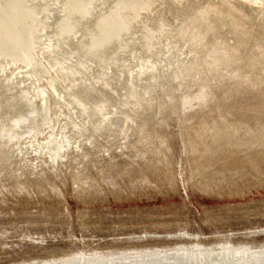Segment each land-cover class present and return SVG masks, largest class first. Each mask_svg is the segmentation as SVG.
I'll use <instances>...</instances> for the list:
<instances>
[{
  "label": "rangeland",
  "instance_id": "obj_1",
  "mask_svg": "<svg viewBox=\"0 0 264 264\" xmlns=\"http://www.w3.org/2000/svg\"><path fill=\"white\" fill-rule=\"evenodd\" d=\"M36 1L14 2L16 5L24 4L25 9L29 10V15H17L18 19L12 22L11 28L29 39L31 46L27 57L31 59L32 56V59L24 65L21 56L0 54V83L6 88L2 91L4 94H0V100L3 99L1 97L5 100L15 98V101L23 99L25 104L20 102L23 106L37 103L35 108L39 109L38 103L47 102L44 94L52 95L51 106L48 107L46 103L41 105L40 110H35L34 115L27 118L28 121L24 120L22 127L35 129L34 134L39 133L36 138L39 143L42 141L45 144L46 141L50 144L47 141L54 134L58 136V140L65 138V147L69 146L54 162L47 149L38 152L30 144L28 134L17 141L8 137V147L4 150L6 152H0V264H34L25 261L30 258L39 259L37 264H46L42 263L44 258L41 257L62 256V259H67L65 255L82 251L111 253L144 249L155 243L167 247L191 240L209 243L225 239L226 235L232 236L234 243L262 247L264 0H143L148 1V6L141 9L142 13L140 9L137 13L131 12L132 9L122 0H83L85 12L81 14L83 16L79 15L81 18L73 19L72 24L76 26L73 25V30L71 28L70 31L65 28L70 23L73 12L70 1ZM191 6L198 9L192 11ZM51 8L56 10L52 11ZM63 11L70 15L63 17ZM46 12L48 15L44 16ZM55 12L57 16L53 18ZM6 15L1 19L4 24L13 16L10 13ZM119 15H124L125 18V31L121 35L123 37H116L112 40L114 43L111 41L112 43L103 44L102 50L105 52L101 49L95 52L94 49L95 55L92 54V46L97 45L96 39L103 35V32L100 33L105 19L109 23L114 20V16ZM208 16L214 18V24L204 28L210 42L195 43L189 32L191 20L195 22L196 17L201 19ZM82 17L89 18V21ZM54 19H58L56 25ZM102 19L104 23H101ZM1 20L0 27L4 25ZM62 21L64 25L60 24ZM185 21L186 29L181 25ZM86 22L90 25L85 24ZM80 23L83 27H80ZM100 23L103 24L102 27ZM86 28L91 33L88 34ZM78 31L81 32L77 33ZM140 31L144 32L141 34ZM59 35L62 40L58 39ZM89 36H92V40ZM116 42L120 45L115 44ZM87 43L90 52L92 51V59ZM211 44L221 47L218 58L213 53L201 56ZM118 46H125L120 48L124 53H119ZM83 50L88 52L84 54ZM140 50H146L145 54ZM81 53L84 55L77 56ZM111 53L120 61L114 58V63L111 60L105 61V64V59L102 58L103 62L99 60L101 56L107 58ZM87 54L90 59H86ZM97 54L101 55L100 58ZM71 59L77 60L69 61ZM90 63L100 72L96 68L94 71L93 68L90 69ZM113 68L115 69L112 71ZM157 70L161 71V75ZM120 75H124L123 79ZM197 85L202 87L205 99L192 100L188 106H181L178 96L192 97L199 94V89L195 91ZM131 86L133 89L130 96H127ZM176 86L180 88L176 90ZM115 87L117 91L114 90ZM82 90L96 91L105 105L116 104L113 101L115 97L117 100L129 98L127 108L129 107L130 112L120 108L114 111L124 116L123 122L131 125L129 130L126 131L122 123L112 125L110 132H100L101 128L95 127L97 122L93 119L94 115L90 114L94 107L80 97ZM58 93H65L64 97ZM5 104L7 105L6 102ZM37 112L41 114H35ZM112 114L108 112L105 116L108 115L106 117L109 119ZM87 135L93 137L92 142H88ZM185 230L200 235L197 239L174 237V234ZM263 250L250 249L249 255L242 256H201L202 259L200 256H185L194 257L192 261L196 263L190 261L184 264H210L212 259H220L222 264H264V261L258 259L246 261L252 255L262 257L264 253L257 252ZM165 253L166 251H162L160 259L154 261L132 260L106 264L176 263L170 257H163ZM232 257L246 259H238L240 263H236L232 261ZM224 259H230V263ZM53 261L60 263V259Z\"/></svg>",
  "mask_w": 264,
  "mask_h": 264
},
{
  "label": "bare ground",
  "instance_id": "obj_2",
  "mask_svg": "<svg viewBox=\"0 0 264 264\" xmlns=\"http://www.w3.org/2000/svg\"><path fill=\"white\" fill-rule=\"evenodd\" d=\"M28 1V0H27ZM38 1V0H37ZM36 1V2H37ZM47 1V0H46ZM49 1V0H48ZM68 1H70V2H72V4H70V2H69V5L72 7V9H73V12H72V15H71V18H70V23H68L67 25H66V27L65 28H67L68 29V31H70V29L72 28V30H73V25L74 24H72V21H74V20H76V18H78V17H80V16H83V15H81V14H83L84 12H85V2L83 3V0H68ZM85 1V0H84ZM120 1V0H119ZM259 1V0H258ZM15 2V0H0V20L6 15V14H8L9 15V13L10 14H13V16H11V18L4 24L3 22H2V20H1V22L4 24L2 27H0V54L1 53H8V54H12V55H15V56H21L22 58V63H24V65H26V64H28L29 62H28V60H30L31 61V59H32V56H31V59H29L27 56H28V52H30V51H28V49L30 48V46H31V43H30V41H29V39H26L24 36H20L19 34H17L16 33V31L15 30H13L11 27H13L12 25H13V21L15 20V19H18V16L17 15H29V10L27 11L26 9H25V7H24V4H17L16 5V3H19L18 1L16 2V3H14ZM24 2V1H23ZM62 3H64V1H61ZM116 2H118V1H116ZM122 2H126L127 4H128V7L130 8V9H132L131 10V12H133V13H137V11L140 9V12L142 11L141 9L142 8H147V6H148V1H143V0H122ZM261 2V1H260ZM31 3V2H30ZM41 3H42V1H41ZM51 3V2H50ZM89 3V2H88ZM109 3V2H108ZM26 4V3H25ZM28 4V3H27ZM26 4V5H27ZM44 4V3H43ZM113 4V3H112ZM117 4V3H116ZM125 4V3H124ZM34 5V4H33ZM42 5V4H41ZM49 5V4H48ZM53 5V4H52ZM52 5H50V6H52ZM64 5V4H63ZM68 5V6H69ZM36 6L38 7L39 5L38 4H36ZM54 6V5H53ZM69 6V7H70ZM114 6V5H113ZM123 6V5H122ZM45 7V6H44ZM47 7V6H46ZM115 7H118V6H116L115 5ZM126 7V6H125ZM32 8V7H31ZM43 8V7H42ZM41 8V9H42ZM123 9H124V7H122ZM151 8V7H150ZM200 8V7H199ZM38 9H39V7H38ZM52 9V8H51ZM66 10H67V8H65ZM71 9V8H70ZM70 9H68V12H70L69 10ZM110 9V8H109ZM119 9H121V7L119 8ZM196 9H198V7H194V6H191V10L192 11H196ZM54 10H56V9H54ZM53 9H52V11H54ZM58 10L60 11V9L58 8ZM57 10V11H58ZM64 10V9H63ZM114 10V9H113ZM117 10V9H116ZM122 10V9H121ZM128 10V9H127ZM146 10V9H145ZM149 10V9H148ZM147 10V11H148ZM43 11V10H42ZM58 11V12H59ZM84 11V12H83ZM110 11V13H111V9L109 10ZM129 11V10H128ZM32 12H33V10H32ZM57 12V13H58ZM64 12V11H63ZM118 12V11H117ZM120 12H122V11H120ZM34 13V12H33ZM44 13V12H43ZM50 13H51V10H50ZM99 13V12H98ZM109 13V12H108ZM107 13V14H108ZM139 13V12H138ZM142 13V12H141ZM144 13V12H143ZM31 14V13H30ZM55 14H56V12L54 13V16H55ZM68 14V13H67ZM67 14H65V12H64V16L63 17H65V15H67ZM85 14H88V13H85ZM101 14H103L102 12H101ZM113 14V13H112ZM118 14V13H117ZM120 14V13H119ZM123 14V13H122ZM48 14H47V12H46V15H44V16H47ZM68 15H70V14H68ZM80 15V16H79ZM104 15V14H103ZM125 15V14H124ZM124 15H119V16H114L113 18H114V20L112 21V22H109V20H108V22L109 23H106V19H105V24H104V26H103V24H101V23H104L103 22V19H102V22L99 24L100 25V27H102L101 29V33L100 34H102V32H103V35H101V36H97L98 38L96 39V44L97 45H93L91 48V50L93 51V53H92V51L90 52V49L87 47V45H88V43H90L91 41L90 40H88V41H90V42H88L87 44H86V47L89 49L88 51L90 52L89 54H90V56H91V59H92V54H94V49H96V51L95 52H97V51H100V49L102 50V49H104L103 48V44H105L106 42L107 43H109V42H111L113 39H115L116 37H119V36H121L122 34H124L123 32L125 31V23H124V20H125V18H124ZM132 15V14H131ZM7 16V15H6ZM53 16V15H52ZM57 16V15H56ZM56 16L55 17H53V18H56ZM96 16V15H95ZM126 16V15H125ZM135 16V15H134ZM31 17V16H30ZM68 17V16H67ZM70 17V16H69ZM100 17V16H99ZM102 17V16H101ZM108 17V16H107ZM112 17V16H111ZM23 18V17H22ZM48 18V17H47ZM51 19H52V17H50ZM81 18V17H80ZM83 18V17H82ZM103 18H104V16H103ZM50 19V20H51ZM61 19V18H60ZM74 19V20H73ZM79 19V18H78ZM85 19V17L83 18V20ZM86 19H88V21H89V18H86ZM85 19V20H86ZM96 19V18H95ZM99 19V18H98ZM139 19V18H138ZM138 19H137V21H138ZM5 20V19H4ZM23 20V19H22ZM27 20V19H26ZM31 20V19H30ZM45 20V19H44ZM54 20H56V19H54ZM64 20H65V18H64ZM92 20H93V22H94V19L92 18ZM101 20V19H100ZM127 20V19H126ZM58 21V19L56 20V21H54L55 23V25H56V22ZM60 21V20H59ZM66 21V20H65ZM68 21V22H69ZM78 21V20H77ZM99 21V20H98ZM130 21V20H129ZM213 21H214V18H213V16H208V17H202L201 19H199V18H197L196 17V19H195V22H193L192 20H191V24H190V29H189V32H190V34H192V36H190L193 40H194V42L195 43H199L200 44V42H204V41H208V42H210L209 40H208V38H207V34L205 33V30H204V28L205 27H208V26H212L214 23H213ZM24 22V21H23ZM29 22V21H28ZM51 22L53 23V20H51ZM79 22V21H78ZM85 22V21H84ZM91 23H92V21H90ZM140 21H138V23H139ZM12 23V24H11ZM45 23L47 24V22L45 21ZM48 23H50V21L48 22ZM66 23V22H65ZM76 23V22H75ZM87 23H89V22H86L85 24H87ZM96 23H99V22H97L96 21ZM15 24V23H14ZM51 24V23H50ZM50 24H48V25H50ZM60 24H63L64 25V21H62V23H60ZM72 24V25H71ZM94 25H96L95 23H93ZM27 25V24H26ZM78 25V24H77ZM80 25V27H83V25L81 26V23L79 24ZM89 25H90V23H89ZM93 25V26H94ZM182 27L183 28H185L186 29V25H187V22L185 21V23L183 22L182 24ZM28 26V25H27ZM74 26H76V25H74ZM128 26V25H127ZM11 29H10V28ZM17 27V26H16ZM15 27V28H16ZM63 27V26H62ZM63 27V28H64ZM79 27V28H80ZM85 27H87V26H85ZM89 27H91V26H89ZM96 27H97V25H96ZM100 27H98V28H100ZM27 28V27H26ZM46 28V27H45ZM50 28H51V26H50ZM52 28H53V25H52ZM51 28V29H52ZM55 28V27H54ZM56 28H57V26H56ZM61 28V27H60ZM59 28V29H60ZM78 28V27H77ZM110 28V29H109ZM144 28H146V27H144ZM143 28V29H144ZM28 29V28H27ZM66 29V30H67ZM83 29V28H82ZM82 29H80V30H82ZM96 29V28H95ZM140 29V28H139ZM142 29V30H143ZM47 30V29H46ZM53 31H54V29H52ZM55 30H57V29H55ZM61 30V29H60ZM63 30V29H62ZM71 30V31H72ZM78 30V29H77ZM84 30V31H83ZM82 31L83 32H85V29H83ZM86 30H87V28H86ZM93 30H94V28H93ZM98 30H100V29H98ZM97 30V31H98ZM107 30H110V31H108L107 32ZM127 30V29H126ZM19 31V30H18ZM49 31V29L47 30V32ZM59 31V30H58ZM65 31V30H64ZM88 34L89 33H91V32H89V28H88ZM95 31V30H94ZM94 31L92 32L93 33V35H94ZM129 31V30H128ZM14 32V35H12V33ZM50 32V31H49ZM57 32V31H56ZM55 32V33H56ZM62 32V31H61ZM67 32V31H66ZM79 32H81V31H78L77 33H79ZM100 32V31H99ZM108 33V35H107V33ZM141 32V31H140ZM142 32H144V31H142ZM142 32H141V34H142ZM16 33V34H15ZM22 33H23V31H22ZM59 33H60V31H59ZM58 33V34H59ZM73 33H74V31H73ZM146 33V32H145ZM144 33V34H145ZM149 33H152L151 31L149 32ZM53 34V33H52ZM62 33H60V35H61ZM68 34V33H67ZM66 34V35H67ZM69 34H70V32H69ZM72 34V33H71ZM76 34V33H75ZM84 34H86V33H84ZM143 34V35H144ZM26 35V34H25ZM28 35V34H27ZM55 35V34H54ZM60 35H59V38L58 39H60L61 37H62V35H61V37H60ZM81 35H83V34H80V36ZM92 35V34H91ZM99 35V34H98ZM138 35V34H137ZM149 35V34H148ZM30 36V35H29ZM56 37H57V34L55 35ZM72 36V35H71ZM85 36V35H84ZM150 36V35H149ZM148 36V37H149ZM55 37V38H56ZM64 37V36H63ZM70 37V36H69ZM83 37V36H82ZM86 37V36H85ZM90 37V39L92 40V36H89ZM101 37V38H100ZM121 37H123V36H121ZM138 37H140V38H142L140 35H138ZM66 38H67V36H66ZM73 38V37H72ZM94 38V37H93ZM100 38V39H99ZM53 39V38H52ZM68 39V38H67ZM66 39V40H67ZM75 39V38H74ZM83 39H85V38H83ZM122 39V38H121ZM126 39V38H125ZM136 39H137V36H136ZM28 40V41H27ZM60 40H62V39H60ZM78 40V39H77ZM81 40H82V38H81ZM86 40V39H85ZM123 40H124V38H123ZM63 41H65V40H63ZM72 41V40H71ZM73 41H75V40H73ZM79 41H80V39H79ZM114 41V40H113ZM112 41V42H113ZM117 41V40H116ZM122 41V40H121ZM55 42V41H54ZM60 42V41H59ZM70 41L68 40V43H69ZM78 41H76V43H77ZM82 42V41H81ZM95 42V41H94ZM93 42V43H94ZM111 42V43H112ZM67 43V42H66ZM67 43V44H68ZM92 43V44H93ZM114 43V42H113ZM118 43V45H120V43L119 42H116L115 44H117ZM126 43V42H125ZM124 43V44H125ZM129 43V42H128ZM61 44V43H60ZM70 44H72V42H70ZM78 44H79V42H78ZM81 44V43H80ZM83 44V43H82ZM85 44V43H84ZM123 44V45H124ZM52 45V44H51ZM75 45V44H74ZM74 45H72V46H74ZM91 45V44H90ZM113 45V44H112ZM130 45V44H129ZM61 46V45H60ZM63 46V45H62ZM61 46V47H62ZM71 46V45H70ZM71 46V47H72ZM79 46H82V45H79ZM101 46H102V48H101ZM110 46V45H109ZM115 46V45H114ZM83 47H84V45H83ZM83 47H81V48H83ZM97 47V48H96ZM107 46H105V48H106ZM125 47V46H124ZM124 47H121L120 46V48L122 49V48H124ZM128 47V46H127ZM145 47V46H144ZM53 48V50H54V47H52ZM60 48V47H59ZM65 48V47H64ZM86 48V49H87ZM110 48V47H109ZM115 48V47H114ZM120 48H119V46H118V51H119V53L120 52H122V51H120ZM220 46H218V45H215V44H211L210 45V48L209 49H207V50H205V51H203V53L201 54V56H206L207 54H211V53H213V54H217V55H215L217 58L219 57V54H220ZM56 49V48H55ZM63 49V48H62ZM66 49V48H65ZM64 49V50H65ZM135 49V48H134ZM74 50V49H73ZM82 50V49H81ZM108 50V49H107ZM113 51H114V49H112ZM115 50H116V48H115ZM127 50H128V48H127ZM67 51H68V49H67ZM66 51V52H67ZM70 51V50H69ZM87 51V52H88ZM103 51V50H102ZM112 51V52H113ZM124 51H125V49H124ZM129 51V50H128ZM128 51H127V53H128ZM142 50H140V52H141ZM155 51H156V49H155ZM56 52V51H55ZM78 52V51H77ZM83 52H84V54L85 53H87V52H85L84 50H83ZM103 52H105V51H103ZM110 52V51H109ZM108 52V53H109ZM117 51H115V53H116ZM134 52H135V50H134ZM143 52V51H142ZM145 52H146V50L142 53V54H145ZM57 53H59L58 52V50H57ZM92 53V54H91ZM100 53V52H99ZM122 53H124V52H122ZM126 53V52H125ZM126 53V54H127ZM131 53H133V51H131ZM61 54V53H60ZM64 54V53H63ZM63 54H62V56H63ZM84 54H77V56L78 55H80V57H81V55H84ZM104 54H107V52L106 53H104ZM113 53H111V55L110 54H108V57L107 58H105V56L103 55V57L101 56V58H100V56H99V60H101L102 62H103V60H102V58L103 59H105L104 60V62L103 63H105V61H110L111 62V60L113 61V59L115 58V56H114V54L112 55ZM117 54V53H116ZM130 54V53H129ZM128 54V55H129ZM140 54V53H139ZM66 55H68V53L66 54ZM88 55V54H87ZM95 55V54H94ZM125 54H123V56H124ZM133 55H134V53H133ZM152 55V54H151ZM14 56V57H15ZM58 56V55H57ZM70 56H71V54H70ZM74 56V55H73ZM119 56V55H118ZM121 56V55H120ZM119 56V57H120ZM131 56V55H130ZM135 56V55H134ZM10 57H11V55H10ZM56 57V56H55ZM60 57V56H59ZM80 57H78V58H80ZM82 57H84V56H82ZM117 57V56H116ZM147 57V56H146ZM1 58V57H0ZM4 58V57H3ZM74 58V57H73ZM121 58V57H120ZM126 58V57H125ZM129 58H131V57H129ZM67 59V58H66ZM81 59V58H80ZM80 59H78V60H80ZM83 59H85V57L83 58ZM82 59V60H83ZM86 59H90L89 58V55H88V58H86ZM93 59H94V56H93ZM122 59H123V57H122ZM74 60H77V59H73V61ZM114 60H118L117 58H115ZM13 61V60H12ZM20 61V60H19ZM69 61H72V59L71 60H69ZM72 61V62H73ZM85 61H87V60H85ZM85 61H84V63H85ZM92 61H94V60H92ZM92 61H90V62H92ZM118 61H120V60H118ZM146 61V60H145ZM148 61V60H147ZM149 61H151V60H149ZM28 62V63H27ZM77 62L78 61H76V64H77ZM98 62V60H96V63ZM122 62V66H123V61H121ZM120 62V63H121ZM127 62H130L129 60L127 61ZM132 62V61H131ZM152 62V61H151ZM153 62H155V61H153ZM67 63H68V60H67ZM67 63H66V65H67ZM75 63V62H74ZM80 63V62H79ZM86 63H88V65H89V62H86ZM93 63V62H92ZM103 63H102V66H103ZM112 63H114V61L112 62ZM125 63V62H124ZM150 63V62H149ZM156 63V62H155ZM155 63H153V64H155ZM31 64V63H30ZM33 64V63H32ZM82 64V63H81ZM80 64V65H81ZM106 64V63H105ZM109 64V63H108ZM118 64H119V62H118ZM127 64V63H126ZM130 64V63H129ZM145 64H148V63H146L145 62ZM145 64H143V65H145ZM41 65V64H40ZM87 65V66H88ZM91 65H93V64H91L90 63V66ZM116 65H117V63H116ZM125 65V64H124ZM132 65V64H131ZM69 66V65H68ZM71 66V65H70ZM72 66H73V64H72ZM75 66V65H74ZM78 66V65H77ZM76 66V67H77ZM85 66V65H84ZM86 66V67H87ZM97 66V65H96ZM101 66V65H100ZM110 66H111V64H110ZM110 66H108V68H110ZM113 67H114V65H112ZM119 66V65H118ZM117 66V67H118ZM41 67H43L44 68V70H46V68L44 67V65L42 64L41 65ZM64 67V66H63ZM62 67V68H63ZM75 67V68H76ZM85 67V68H86ZM116 67V66H115ZM147 67H149V66H147ZM59 68V67H58ZM90 68V67H89ZM93 67L91 66V68L90 69H92ZM94 68H96L95 66H94ZM94 68H93V71H94ZM119 68V67H118ZM118 68H116V69H118ZM120 68H122V67H120ZM153 68V67H152ZM157 68V67H156ZM169 68V67H168ZM28 69V68H27ZM69 69V68H68ZM81 69V68H80ZM83 69V68H82ZM88 69V68H87ZM97 70H98V68H96ZM95 69V70H96ZM100 69V68H99ZM101 69H102V67H101ZM105 69V68H104ZM104 69H102V70H104ZM107 69V68H106ZM115 68H113L112 69V71L114 70ZM143 69V68H142ZM141 69V70H142ZM171 69V68H170ZM34 70V69H33ZM67 70V69H66ZM101 70V71H102ZM110 70V69H109ZM108 70V71H109ZM120 70H122V69H120ZM143 70H146V68H144ZM150 70V69H149ZM160 70V69H159ZM159 70H157L156 72H158ZM70 71V70H69ZM72 71H74V70H72ZM85 71V70H84ZM99 71V70H98ZM105 71V70H104ZM103 71V72H104ZM87 72V71H86ZM100 72V71H99ZM118 72H119V69H118ZM122 72V71H121ZM141 72V71H140ZM147 72V71H146ZM149 72V71H148ZM64 73V72H63ZM80 73V72H79ZM94 73V72H93ZM93 73H91V74H93ZM126 73V72H125ZM158 73H160V75H161V71L160 72H158ZM163 73V72H162ZM66 74V73H65ZM82 74H83V72H82ZM84 74H85V72H84ZM96 74H98V73H96ZM100 74V73H99ZM98 74V75H99ZM105 74V73H104ZM108 74V73H107ZM110 74H111V72H110ZM121 74V73H120ZM123 74V73H122ZM143 74V73H142ZM145 74V73H144ZM150 74V73H149ZM148 74V75H149ZM74 75V74H73ZM81 75V74H80ZM87 75V74H86ZM85 75V76H86ZM113 75L114 74H112V76H111V79L113 78ZM116 75V74H115ZM119 75V74H118ZM125 75V74H124ZM124 75L122 76V75H120V77L122 76V79H123V77H124ZM139 75V74H138ZM151 75V74H150ZM149 75V76H150ZM159 75V74H158ZM67 76H68V74H67ZM78 76V75H77ZM76 76V77H77ZM93 76H95L94 74H93ZM127 76V75H126ZM125 76V77H126ZM144 76V75H143ZM147 76V75H146ZM70 77V76H69ZM107 77V76H106ZM67 78V77H66ZM88 78H89V75H88ZM92 78V77H91ZM102 78V77H101ZM108 78V77H107ZM110 78V77H109ZM114 78H116V77H114ZM127 78V77H126ZM140 78H143V77H140ZM146 78V77H145ZM148 78V77H147ZM156 78H157V76H156ZM25 79V78H24ZM24 79H23V81H24ZM27 79V78H26ZM25 79V80H26ZM98 79V78H97ZM106 79V78H105ZM117 79H119V76H118V78ZM121 79V80H122ZM144 79V78H143ZM28 80V79H27ZM26 80V81H27ZM78 80H79V78H78ZM92 80H94V79H92ZM102 80V79H101ZM100 80V81H101ZM107 80H109V79H107ZM124 80H125V78H124ZM150 79H148V81H149ZM25 81V82H26ZM52 81V79H50L49 80V82H51ZM56 81V80H55ZM67 81V80H66ZM72 81V80H71ZM85 81V80H84ZM112 81H113V79H112ZM127 81H128V79H127ZM24 82V83H25ZM54 82V81H53ZM97 82H99V81H97ZM101 82H103V81H101ZM106 82V81H105ZM126 82V81H125ZM24 83H22L21 85H22V88H24L23 87V84ZM82 83V82H81ZM80 83V84H81ZM108 83H110V82H108ZM26 84V83H25ZM51 85H53V83H50ZM98 84V83H97ZM106 84V83H105ZM28 85V84H27ZM54 85H55V83H54ZM72 85V84H71ZM70 85V86H71ZM88 85V84H87ZM86 85V86H87ZM90 85V84H89ZM102 85V84H101ZM109 85V84H108ZM112 85V84H111ZM115 85V84H114ZM152 85V84H151ZM29 86V85H28ZM27 86V87H28ZM84 86V85H83ZM104 86V85H103ZM119 86V85H118ZM198 86V85H197ZM201 86V85H200ZM82 87V86H81ZM90 87H91V89H92V85H90ZM89 87V88H90ZM114 87V86H113ZM117 87V86H116ZM116 87L114 88V90H116ZM128 87V86H127ZM147 87H150V86H147ZM52 88V87H51ZM60 88V87H59ZM59 88H58V90H59ZM74 88V87H73ZM84 88V87H83ZM111 88H112V86H111ZM118 88V87H117ZM180 87L179 86H176L175 87V89L176 90H178ZM186 88V87H185ZM5 85H3V84H1L0 83V94H4V93H2V91H5ZM26 89V88H25ZM43 89V88H42ZM54 89V88H53ZM62 89H64V88H62ZM96 89H97V87H96ZM120 89H122V88H120ZM124 89V88H123ZM122 89V90H123ZM132 89H133V86H131L130 88H129V90H128V92H127V96H130V93H131V91H132ZM198 89H199V94H194L192 97L190 96V95H181V96H178V101H179V103H180V105L181 106H183V107H185V106H188L190 103H191V101L192 100H198V101H202V100H204L205 99V97H204V92L202 91V87H199L198 86V88H196L195 89V91L197 90L198 91ZM36 90V89H35ZM65 90V89H64ZM99 91H100V89H98ZM103 90V89H102ZM127 90V89H126ZM41 91V90H40ZM48 91V90H47ZM55 91V90H54ZM56 91H57V89H56ZM75 91V90H74ZM117 91V90H116ZM116 91H114V92H116ZM65 92V91H64ZM66 92H67V90H66ZM80 92V91H79ZM78 92V93H79ZM102 92V91H101ZM107 92V91H106ZM111 92H113L112 91V89H111ZM120 92V91H119ZM119 92H118V94H119ZM42 93V92H41ZM57 93V92H56ZM68 93V92H67ZM103 93V92H102ZM109 93H110V90H109ZM122 93V92H121ZM120 93V95H122ZM125 93V92H124ZM59 95H61L60 93H58ZM65 94V93H64ZM63 94V95H64ZM69 94V93H68ZM76 94V93H75ZM105 94V93H104ZM113 94H115V93H113ZM186 94H188V93H186ZM1 95V96H2ZM42 95V94H41ZM63 95H61V96H63ZM119 95V96H120ZM27 96V95H26ZM25 96V97H26ZM51 96L52 95H49V94H44V97L47 99V102L45 101L44 103H46V104H48V107H49V105L51 106V102H52V100H51ZM101 96H102V94H101ZM107 96V95H106ZM114 96V95H113ZM116 96H118V95H116ZM22 97H24V96H22ZM24 97V98H25ZM41 97V96H40ZM43 97V98H44ZM64 97V96H63ZM62 97V98H63ZM66 97V96H65ZM80 97H82V99H84V102L86 103L87 102V104L88 103H90L92 106L91 107H94V110H93V112H89L92 116L94 115V117H93V119H95L94 121H96L97 123H96V125H95V127H100L101 128V130L102 131H100V132H110L111 131V127H112V125H118V124H122V123H124V129H126V131H128L129 129L128 128H130L131 127V125H129L127 122L125 123V122H123V121H125L124 119H123V117L124 116H122V115H118L117 113H114V111H115V109H117V108H120V109H123L124 111H129L130 112V110H129V107L127 108V106H129V98H126V97H124L123 99H118L117 100V98L115 99H113V101L115 100V102H117L116 104L114 103V105L112 106V104H108V105H111V106H108V105H105L106 103L104 102V101H102L101 100V97H100V95L96 92V91H87V90H82V92H81V95H80ZM79 97V98H80ZM108 97V96H107ZM1 98H3L2 100H0V152L1 153H4V152H6V151H4V150H7V145H6V143L8 142L7 140H8V137H10L11 139H16V141L17 140H20L22 137H24L25 135H27L28 134V138H30V144L32 145V146H34L35 148H36V150L38 151V152H42V151H44V150H46L47 149V151L50 153V157H51V160L52 161H56L58 158H59V156H61V153L69 146H67V147H65L66 146V144H67V140H65V138H64V140H58L57 138H58V136L57 135H54L53 134V137H51V138H49L50 140H48V139H46V140H48L47 142H49L50 144H47L46 143V141H44V143L45 144H42V141L39 143V141H37L36 140V138H37V136H38V129H37V133L38 134H34V133H36L35 132V129H32V128H30V129H26V128H24V127H22V123L24 122V120L25 119H27V118H31L33 115H34V113L33 112H35V110H40L41 109V107L43 106V102L40 104V103H38V105L40 106V108L39 109H36L35 108V105L37 104H34V105H32V104H27V105H22L21 103H23V99H22V101L20 100H18V101H15V100H17V99H13V98H9V100H5L4 99V97H1ZM26 98H28V97H26ZM42 98V99H43ZM102 98H104L103 96H102ZM120 98V97H119ZM193 98H196V99H193ZM19 99H21V98H19ZM76 99V98H75ZM81 99V100H82ZM26 100H28V99H26ZM25 100V101H26ZM34 100V99H33ZM66 100V99H65ZM77 100V99H76ZM24 101V102H25ZM32 101V100H31ZM78 101V100H77ZM83 101V100H82ZM109 101V100H108ZM5 102L7 103V105L5 104ZM21 102V103H20ZM29 102V101H28ZM81 102V101H80ZM106 102H107V99H106ZM112 102V101H111ZM12 103V104H11ZM27 103V102H26ZM66 103V102H65ZM110 103V102H109ZM121 103V104H120ZM23 104H25V103H23ZM10 105V106H9ZM42 105V106H41ZM85 105V104H84ZM83 105V106H84ZM82 106V107H83ZM86 106V105H85ZM84 106V107H85ZM126 106V107H125ZM47 107V108H48ZM38 108V107H37ZM43 108H45V107H43ZM42 108V109H43ZM77 108V107H76ZM46 109V108H45ZM72 109V108H71ZM91 109V108H90ZM89 109V110H90ZM87 110H88V108H87ZM42 111V110H41ZM44 111V110H43ZM46 111H47V109H46ZM46 111H44V112H46ZM76 111V110H75ZM75 111L73 112V113H75ZM117 111V110H116ZM44 112L42 113V115L44 114ZM49 112V111H48ZM48 112H47V114H48ZM80 112V111H79ZM108 112H112L113 114H112V116L109 118V119H107V117L106 116H108V115H106L105 116V114L106 113H108ZM38 113H40L41 114V112H37V113H35V114H38ZM136 113V112H135ZM50 114V113H49ZM48 114V115H49ZM89 114V116H91ZM119 114H121L120 112H119ZM46 115V114H45ZM45 115H44V117H45ZM48 115H46L47 116V118L49 117ZM75 115H76V113H75ZM79 115V114H78ZM82 115V114H81ZM36 116V115H35ZM110 116V115H109ZM43 117V116H42ZM83 117V116H82ZM137 117V116H136ZM35 118V117H34ZM40 118H41V116H40ZM84 118V117H83ZM89 118V117H88ZM91 118V117H90ZM89 118V119H90ZM36 119H37V117H36ZM82 119V118H81ZM107 119V120H106ZM31 120L32 119H30V122H31ZM42 120V119H41ZM41 120L40 121H38V120H36V121H38V123L39 122H41ZM27 121H28V119H27ZM43 121V120H42ZM48 122V121H47ZM46 122V123H47ZM51 123H52V121H50ZM129 122V121H128ZM34 123V122H33ZM43 123H45V121L43 122ZM84 124H86V122L84 121L83 122ZM89 123V122H88ZM90 124V123H89ZM29 125V124H28ZM36 125V124H35ZM35 125H34V127H35ZM45 125V124H44ZM49 125V124H48ZM66 125V124H65ZM64 125V126H65ZM88 124H86V126H87ZM26 126V125H25ZM38 126V125H37ZM92 126H93V124H92ZM31 127V126H30ZM42 127V126H41ZM41 127H39V128H41ZM78 127V126H77ZM29 128V127H28ZM44 128V127H43ZM63 128V127H62ZM65 128H66V126H65ZM68 128H69V126H68ZM81 128V127H80ZM26 129V130H25ZM76 129V128H75ZM13 130H15V132L13 133L12 131ZM54 130V129H53ZM60 130V129H59ZM65 130V129H64ZM96 129H93V131H95ZM80 131H82L81 129H80ZM56 132V131H55ZM85 132H86V130H85ZM84 132V133H85ZM98 132H99V130H98ZM44 133V132H43ZM61 133V132H60ZM87 133V132H86ZM51 134V133H50ZM82 134H83V132H82ZM60 135V134H59ZM66 135V134H65ZM46 136V135H45ZM64 136V135H63ZM83 136V135H82ZM89 138H88V142H92L93 141V137L91 136V135H87ZM86 136V137H87ZM66 137H68V135L66 136ZM59 138H60V136H59ZM53 139V140H52ZM80 141V140H79ZM84 141H86L85 139H84ZM81 142V141H80ZM83 142V141H82ZM87 142V141H86ZM78 143V142H77ZM83 144V143H82ZM76 146H78V145H76ZM38 147H40V148H38ZM79 147V146H78ZM7 152H9V151H7ZM53 166V165H52ZM32 173V172H31ZM199 235L200 234H198V233H192V232H189L188 230H185V231H183V232H181V233H176V234H174V237L176 238V237H181V238H190V239H194V238H198L199 237ZM228 238H230V239H228ZM232 236H228V235H226L225 236V239H221L220 241L218 240V241H211V242H209V243H204V242H201V241H189V242H187V243H181V244H178V245H175V246H162V245H160V244H158V243H155V245H152V246H149V247H146V248H144V249H132V250H123V251H119V252H116V251H114V252H111V253H103V252H90V253H88L87 251H82V252H80V253H75V254H72V255H65L64 257H66L67 259H62V256L61 257H54V258H46V257H41V258H44L43 260L44 261H42V263H46V264H100V263H103V264H106V263H115V262H117V261H125V262H130V261H132V260H135V261H145V260H151L152 259V261H154V259H160L159 257H160V253H162V251H166V253H165V255L163 256V257H170V259H172V261H176V263H172V264H184V263H190V261H192V259H194V257H199L200 256V259H202V257H207V258H210V257H217V256H221V255H227V257H229V255H234V256H242V255H249V251H250V249H252V251H254V249H264V245L262 246V247H258V248H254V247H252V245H249V244H246V243H234L232 240ZM168 249H172V251L170 252ZM257 253H264V250L263 251H258ZM185 256H194V257H185ZM202 256V257H201ZM262 257H264V255H262ZM262 257H254V255H252V257H248V259H246V257H232V261H236V263H240V261H244V259H246V261H252V259H258V261H264V259H262ZM40 258V257H39ZM174 258H176V259H174ZM54 259H60V263H57V262H55V261H53ZM170 259H168V261H170ZM238 259H240V261H238ZM38 260L39 259H37V258H30V259H25V261H27V262H31V263H34V264H37L38 263ZM224 261H228V263H230V259H224ZM16 262H19V261H16ZM192 263H196V261H192ZM202 263H206V261H202ZM144 264H146V263H144ZM162 264H170V263H166V261H164V263H162ZM198 264H200V263H198ZM210 264H222V261H220V259H218V261H216V259H212V263H210ZM250 264H252V263H250Z\"/></svg>",
  "mask_w": 264,
  "mask_h": 264
}]
</instances>
